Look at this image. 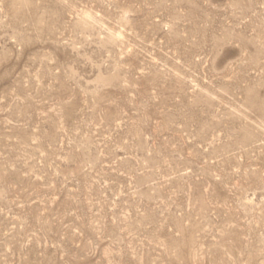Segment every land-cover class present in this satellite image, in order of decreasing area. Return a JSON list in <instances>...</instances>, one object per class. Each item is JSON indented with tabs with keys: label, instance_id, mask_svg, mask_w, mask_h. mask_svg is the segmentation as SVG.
Masks as SVG:
<instances>
[{
	"label": "rangeland",
	"instance_id": "1",
	"mask_svg": "<svg viewBox=\"0 0 264 264\" xmlns=\"http://www.w3.org/2000/svg\"><path fill=\"white\" fill-rule=\"evenodd\" d=\"M0 264H264V0H0Z\"/></svg>",
	"mask_w": 264,
	"mask_h": 264
}]
</instances>
